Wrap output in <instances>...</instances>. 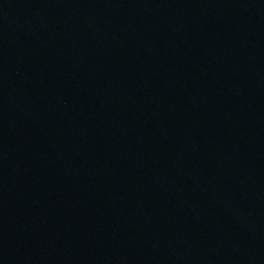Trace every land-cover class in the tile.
Instances as JSON below:
<instances>
[{
    "label": "water",
    "instance_id": "1",
    "mask_svg": "<svg viewBox=\"0 0 264 264\" xmlns=\"http://www.w3.org/2000/svg\"><path fill=\"white\" fill-rule=\"evenodd\" d=\"M0 264H264V0H0Z\"/></svg>",
    "mask_w": 264,
    "mask_h": 264
}]
</instances>
